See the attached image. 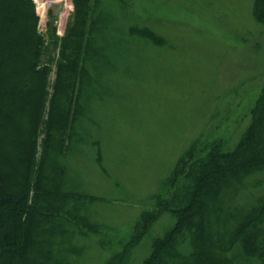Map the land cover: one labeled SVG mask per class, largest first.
<instances>
[{
  "label": "rangeland",
  "instance_id": "obj_1",
  "mask_svg": "<svg viewBox=\"0 0 264 264\" xmlns=\"http://www.w3.org/2000/svg\"><path fill=\"white\" fill-rule=\"evenodd\" d=\"M35 2L38 32L47 41L53 19L63 36L72 1ZM254 5L255 0H100L105 58L88 67L100 80L91 81L73 151L64 159V187L94 198L83 216L97 226L81 227L83 234L70 237L67 247L75 252L61 250L70 264H103L121 250L142 212L155 210L158 197L170 198L168 180L193 144L205 153L217 142L231 147L238 139L264 89V22L254 16ZM130 25L148 26L163 43L137 38ZM54 79L53 63L50 84ZM246 184L232 196L233 207L264 189V171ZM172 222L162 214L128 264H139L152 238Z\"/></svg>",
  "mask_w": 264,
  "mask_h": 264
},
{
  "label": "trees",
  "instance_id": "obj_2",
  "mask_svg": "<svg viewBox=\"0 0 264 264\" xmlns=\"http://www.w3.org/2000/svg\"><path fill=\"white\" fill-rule=\"evenodd\" d=\"M71 1L63 36L50 19L46 41L33 0H0V264H70V237L83 234L81 227L96 230L83 216L94 198L64 187V159L91 81L100 80L89 68L105 58L108 42L99 40L106 31L100 0ZM253 13L264 22V0H255ZM129 32L163 43L148 26L130 25ZM194 147L176 162L170 198L158 197L155 210L143 211L128 242L103 264H128L164 213L173 222L152 238L139 264H264V189L240 208L231 202L264 171V89L231 147L217 142L205 153Z\"/></svg>",
  "mask_w": 264,
  "mask_h": 264
}]
</instances>
